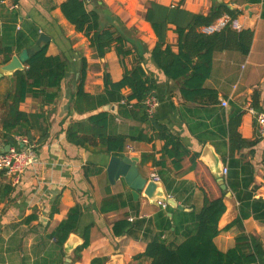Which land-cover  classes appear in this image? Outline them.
I'll list each match as a JSON object with an SVG mask.
<instances>
[{
  "label": "crops",
  "instance_id": "1",
  "mask_svg": "<svg viewBox=\"0 0 264 264\" xmlns=\"http://www.w3.org/2000/svg\"><path fill=\"white\" fill-rule=\"evenodd\" d=\"M3 1L0 3V51L6 44L15 41L19 33L29 35L34 27H38L39 35L35 43L42 34L48 36V55H65L70 61V68L55 103L46 105L42 98L29 97L20 106L23 112L41 116L32 131L37 157L17 185H13L11 178L0 170V264H91L97 258H104L105 264H150L149 259L136 257L145 252L156 236L168 240L173 246L183 240L173 233L174 228L163 231L166 222L161 214H166L168 219H172L174 214L149 200L144 190L138 191L135 197L123 178L115 184L110 182L107 168L111 158L123 157L107 154L101 147L75 146L68 142L66 135L72 122L85 120L99 112L78 114L75 111L81 58L85 57L88 62L85 91L97 96L104 92L105 73H109L114 82L123 78L124 67L117 53L112 50L104 59L93 57L88 40L76 32L61 11V5L66 0ZM121 1L125 0H86L89 8L96 5L108 7L110 13L107 14L105 8L104 14L110 20H119L128 29L129 37L142 43L147 50L143 55V66L157 84L155 98L158 107L152 115L153 119L166 126L191 154H199L195 164L187 157L181 168L176 169L172 158L164 151L165 141L156 137L157 132L139 120L118 118L113 132L128 136L144 130L153 139L152 142H128L124 157L137 158L140 176L150 181L155 174L162 182L165 196L174 198L179 206L189 210L185 211L187 213L199 211L205 195L212 199L221 196L219 173L211 166L209 157L204 158L206 146L210 148V155L219 158L220 166L228 167L229 173L236 170L240 180L245 174L252 173L254 182L248 192H252L255 199H264V137L259 136L255 117L249 112L253 95L257 93L261 99L264 97V0H146L148 4L157 2L169 7L181 4L192 13L204 15L214 4H225L237 14L241 30L254 32L248 55L233 51L215 54L206 87L217 91L218 98L216 104L206 106L198 103L183 106L179 83L166 78L151 58V51L157 42L151 25L144 19L127 20L119 7ZM177 40V35L170 31L168 42L175 52L178 51ZM18 55L14 50L13 56ZM125 63L131 68L133 60L127 59ZM12 89V79L4 77L0 80V98ZM223 100L228 101L227 108L222 106ZM235 108L243 112L239 127L242 138L249 141L258 138L259 142L255 147L237 151L233 155V163L229 164V140L225 131ZM101 110H105V106ZM105 111L118 115V106L114 112L111 108ZM182 115L192 122H186ZM192 126L200 129L194 133ZM1 133L0 125V143H4ZM43 133L47 135L44 140L41 139ZM20 138H15L17 143ZM206 138L209 139L204 142ZM7 146L5 143L0 152ZM247 164L249 169L246 167L244 172L243 166ZM85 168L94 171L89 180L85 177ZM227 177H224L225 182ZM226 192V212L219 222L221 232L215 238L218 249L227 252L234 248L236 238L242 233L253 236L264 247V221L256 219L252 211L251 217L243 221V228H228L240 215V203L228 186ZM112 196L120 197L118 201L124 206L104 213L103 203ZM76 205L83 209L79 230L61 246L53 234ZM122 219L129 222L133 219L131 229L126 235L116 237L113 225ZM87 232L90 243L81 248ZM72 236L76 239L70 247Z\"/></svg>",
  "mask_w": 264,
  "mask_h": 264
},
{
  "label": "trees",
  "instance_id": "2",
  "mask_svg": "<svg viewBox=\"0 0 264 264\" xmlns=\"http://www.w3.org/2000/svg\"><path fill=\"white\" fill-rule=\"evenodd\" d=\"M61 11L66 20L75 27L76 32L81 33L88 40L94 58L104 59L114 50L124 67L123 78L118 82H114L111 75L105 73L104 92L92 96L85 91L88 62L85 57L81 58L79 84L74 99L75 111L78 114L96 110L99 112L91 114L85 120L72 122L66 132L68 142L78 147H101L107 154L124 157L128 142L153 141L144 130H140L137 135L128 136L113 132L118 118L135 119L150 126L157 132L156 137L165 141L164 151L172 158L176 169L181 168L182 162L187 157H190L195 164L199 154H191L166 126L153 119L147 112L145 102L151 97H156L157 84L152 74L143 66V55L147 50L142 43L130 38L128 29L119 20H110L111 18L102 12L101 6L89 8L86 0H66L61 5ZM223 16L237 18V14L225 4H214L207 15L192 13L184 9L181 4L169 7L150 2L146 8L144 20L151 25L157 38L150 54L151 58L166 78L179 83L183 106L189 103L203 106L216 104L217 91L206 87V82L212 74L216 53L224 51L243 55L250 53L254 38V32L251 30L236 31L227 27L213 35L202 33L203 27L211 25ZM170 31L178 37L177 52L168 42ZM38 35V27H34L29 35L19 33L15 41L6 44L0 51L2 57L0 64L9 62L14 50L22 54L32 48L36 44ZM48 47L47 45L25 58V70L15 72L12 78L13 89L0 98L1 136L9 146H17L16 137H26L32 143V131L41 119L38 114L21 111V104L29 97L42 98L46 105L55 103L62 83L68 76L69 59L63 54L48 55ZM127 59L133 60L131 68L126 66ZM125 91L129 93L126 94ZM252 100V107L257 112L264 113V97L261 99V96L255 93ZM108 105L118 106V115L110 111H100ZM242 114V110L235 108L225 131L229 140V164L233 163V155L237 151L255 147L259 142L258 138L251 141L242 138L239 132ZM182 117L186 122H192L184 115ZM199 129L191 127L194 133ZM46 136L43 133L41 139L44 140ZM207 139L209 138L204 139V142ZM246 167L249 169V164L243 166L244 172L247 170ZM93 174L94 171L85 168V177L88 180ZM245 175L244 179L240 180L239 173L233 170L226 179L228 188L233 191L240 203V215L228 228L234 226L243 228V221L251 217V211L256 219L264 221V199H255L252 192H248L254 177L252 173ZM226 193L222 190L221 196L215 199L205 195L203 206L197 212L187 213L168 206L167 212H171L174 216L168 219L166 214H161L166 222L163 231L174 228L173 233L181 236L183 240L177 246H173L168 240L156 236L149 242L145 252L136 259L147 258L150 264H264L262 243L245 233L236 238L234 248L227 252L220 251L216 246L215 238L221 232L219 222L226 212ZM119 198L112 196L106 199L102 211L105 213L123 207L124 203H119ZM82 215V207L76 205L70 209L67 219L58 226L53 236L58 239L61 246L72 233L78 232ZM130 229L131 222L125 219L113 225L116 237L126 235ZM84 239L81 248L87 247L90 243L88 232L84 235ZM105 263L104 258H97L91 264Z\"/></svg>",
  "mask_w": 264,
  "mask_h": 264
},
{
  "label": "water",
  "instance_id": "3",
  "mask_svg": "<svg viewBox=\"0 0 264 264\" xmlns=\"http://www.w3.org/2000/svg\"><path fill=\"white\" fill-rule=\"evenodd\" d=\"M105 12L107 14L109 13L107 10H105ZM49 42L50 38L45 34H42L38 39L37 43L32 48L27 49L18 56H13L12 59L6 64H0V80L4 77L12 79L15 72L24 71L25 66L23 60H25V58H27L28 56H32L36 51H39L41 48L47 46ZM110 108L114 112L116 110V105L105 106V110H109ZM9 149L10 146H7L6 151H8ZM204 155L205 160L208 159L206 157H209V162H211V166H213V169L215 171H218L219 185L221 186L223 191H226L227 185L222 175V170L224 167L220 166L219 158H216L214 154L210 155L209 146L205 147ZM137 162L138 159L134 157H112L110 164L107 168L110 182L112 184H115L116 181H118L120 178H123L127 185L132 188L133 195L135 197L138 196V191L144 190V195L155 204H158V202L161 201L167 203V205L173 209L189 211L188 209L179 206L174 198L165 196L163 192L164 188L162 182L154 180L147 181L146 179H143L140 176L138 168L136 166ZM227 196L230 198L231 194L228 193ZM75 239L76 237L72 236L69 243L70 247H73Z\"/></svg>",
  "mask_w": 264,
  "mask_h": 264
},
{
  "label": "built area",
  "instance_id": "4",
  "mask_svg": "<svg viewBox=\"0 0 264 264\" xmlns=\"http://www.w3.org/2000/svg\"><path fill=\"white\" fill-rule=\"evenodd\" d=\"M0 3H4L3 0ZM16 6H14L15 8ZM230 27L233 30L241 31V25L237 19H231L229 16H223L216 20L209 26L202 28V33L206 35H213L222 31L223 29ZM145 105L147 107V112L149 115H154L156 108L158 107V101L155 97L149 98ZM222 106L227 108L228 101L223 100ZM249 112L255 117V121L258 125L259 136L264 137V113L257 112L253 107L250 108ZM22 139V140H20ZM19 139L17 146L11 147L8 151L3 150L0 152V170L4 171L7 176L11 178L12 184L17 185L21 180L22 174L32 166L36 161V151L35 144L31 143L27 138L22 137ZM129 150L132 151L133 148L129 146ZM229 173L228 167H224L222 170L223 177H227ZM152 180L159 181V178L154 174ZM158 205L163 209H167V203L158 202ZM132 222L133 219H130Z\"/></svg>",
  "mask_w": 264,
  "mask_h": 264
},
{
  "label": "rangeland",
  "instance_id": "5",
  "mask_svg": "<svg viewBox=\"0 0 264 264\" xmlns=\"http://www.w3.org/2000/svg\"><path fill=\"white\" fill-rule=\"evenodd\" d=\"M148 5H149L148 1L146 0H125L119 3V7L122 8L124 11L123 16L127 18V20L129 21H133V20L140 21L144 19V13ZM105 8L110 13L109 8L105 6H101L102 12ZM133 30L135 31L136 29ZM4 145L5 142L0 143V148H3Z\"/></svg>",
  "mask_w": 264,
  "mask_h": 264
}]
</instances>
